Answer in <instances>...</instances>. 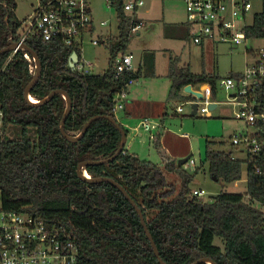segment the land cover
<instances>
[{
  "label": "trees",
  "instance_id": "trees-1",
  "mask_svg": "<svg viewBox=\"0 0 264 264\" xmlns=\"http://www.w3.org/2000/svg\"><path fill=\"white\" fill-rule=\"evenodd\" d=\"M111 5L117 11L118 35L114 39L105 37L111 57L103 74L72 70L69 58L73 50L60 40L43 41L33 33L26 40L42 63L41 76L30 93L38 100L55 89L69 94L73 106L65 131L72 136L78 135L95 115L118 120L114 98L130 79L157 77L154 52L143 54L135 72L117 75L113 61L120 53L128 52L133 35L122 0H114ZM15 8L16 0H0V50L10 44L11 37L18 41L24 32ZM181 24L189 36L187 23ZM246 31L251 38H264V10L255 12ZM26 53L19 50L13 55H0L5 128L21 131L20 137L0 138L2 209L28 211L50 224L66 227L79 248L77 264H160L136 209L123 193L108 182H88L77 174L81 162L113 156L121 144V132L110 120L100 118L78 141L65 139L60 130L66 110L64 96L56 94L40 105H31L24 98L34 77ZM168 77V100H183L181 91L189 84H209L215 96L221 80L205 71L194 73L190 65L180 66L179 58L173 57ZM258 128L260 151L247 152L246 159L216 148L224 142H206L204 162L217 181L237 180L243 165H247L245 194L222 192L211 202L195 195L189 187L194 177L163 150L159 135L153 141L163 166L140 158L125 145L109 163L88 165L86 170L91 177L112 178L128 191L141 208L166 264H192L203 257L217 264H264V122ZM173 173L182 178V188L169 198L176 191L167 179ZM216 239L222 240L223 248L215 243Z\"/></svg>",
  "mask_w": 264,
  "mask_h": 264
},
{
  "label": "built area",
  "instance_id": "built-area-1",
  "mask_svg": "<svg viewBox=\"0 0 264 264\" xmlns=\"http://www.w3.org/2000/svg\"><path fill=\"white\" fill-rule=\"evenodd\" d=\"M110 5L114 0H106ZM124 11L130 16L132 35L139 34L145 26L138 17L144 6V0H122ZM187 8L186 23L193 42L202 45L206 40L245 44L251 39L248 36L246 23L253 9L252 0H184ZM106 25V21L101 22ZM38 35L43 41L60 40L78 54L75 69L81 73H93L95 63L83 56V44L88 41L99 44L97 23L92 15L90 0H36V6L28 17L26 29L18 42H25L28 35ZM14 41L13 38H10ZM18 49L12 52V55ZM249 51V50H248ZM72 52V53H73ZM255 55L252 64L243 73L228 76L218 82L228 94L227 103L236 107L235 119L246 125L243 132L232 135L231 145L240 151L258 153L261 148L258 125L264 122V46L250 50ZM11 55V57H12ZM30 62V72L35 74L34 58L24 54ZM135 55L131 52L120 53L113 61L117 75L136 71ZM130 79L115 95L113 110L116 114L131 102L130 90L137 83ZM185 88V87H184ZM182 89L184 102L190 105L192 115L209 116L216 101L213 88L209 84L192 85L195 92L202 97ZM197 110L193 114V105ZM215 107V108H216ZM177 113L184 112V104L176 107ZM142 126L146 130L159 127L144 120ZM252 129V130H251ZM155 136V135H154ZM154 136H151L153 139ZM0 138H12L5 128V111L0 102ZM197 196H203V190H194ZM79 248L71 231L64 226L50 224L40 216L28 211H5L0 208V264H77Z\"/></svg>",
  "mask_w": 264,
  "mask_h": 264
},
{
  "label": "rangeland",
  "instance_id": "rangeland-1",
  "mask_svg": "<svg viewBox=\"0 0 264 264\" xmlns=\"http://www.w3.org/2000/svg\"><path fill=\"white\" fill-rule=\"evenodd\" d=\"M144 1L145 4L140 8L139 13L144 14L145 26L139 34L132 36L128 43L127 51L135 55L137 63H139L140 59H143L145 52H154L155 54V70L158 76L155 78L141 77L139 82L140 84L142 83V86H139L138 92L141 94V99L143 97L147 99L150 95L159 98L160 100H157V102H160L158 103L160 105L161 103L170 102V105L168 103L169 115L162 125L160 119L150 116L151 119L154 118L155 121L153 122H159V125L165 129V140L162 143L163 150L174 157L187 150L190 151L188 156L191 157L182 167L187 174L194 177L189 184L191 191L196 189L203 190L204 195L200 196V198L204 201L211 202L222 192L245 194L247 191V165H243L241 175L237 180L225 182L214 179L209 173L208 164L204 162L207 140H214L218 143L224 142L222 145L218 144L216 148L231 152L234 158H247L246 151H240L233 147L230 142V137L235 133L245 131L246 125L234 118L233 113L236 111V107L227 103L229 93L224 87L218 85L216 100L220 104L212 110V115L192 116L190 105L185 103L184 99L168 100L171 86V80L168 77L169 60L170 57L179 58L180 66L190 65L194 73L199 74L205 71L218 75L222 80L231 74L243 73L255 59V55L250 53V50H257L263 47L264 38H251L245 44L240 45L211 40H206L204 42L205 46L198 45L193 42L190 33L188 36L187 28L181 24L187 20V8L184 0ZM252 3L254 6L246 21L249 25L253 23L255 12L263 11L264 8V0H254V2L252 0ZM35 6L36 0H16L15 13L25 29L28 17L32 14ZM90 7L99 31L96 34L101 37L102 33L105 34V37L108 35L114 39L118 35L115 6L110 5L106 0H90ZM102 21H106L107 24L102 25ZM176 22L181 25L177 26ZM83 56L95 63L94 74H103L110 65L111 54L108 40L101 37L99 44H92L86 41L83 44ZM154 104H157L155 100ZM181 104H184V113L174 114L176 107ZM137 109L140 112L155 110L152 105L146 104L143 108L139 106ZM122 111L117 113V117L119 122H123L129 131L128 147L130 152L136 153L142 159L150 160L154 163L159 162L162 165L160 152L156 149L151 138L156 132L150 134L144 130L143 126H139L141 120L139 117L128 118L124 121L122 119ZM209 120L211 122L208 124ZM9 133L12 137H20L21 131H15L13 127ZM31 134L33 135V131ZM183 134L187 138H184ZM176 161L178 163V157ZM167 179L176 189L174 194L169 197L173 198L182 188V178L179 174L173 173L168 174ZM151 213L150 211L149 216H151ZM215 243L223 248L222 240L216 239Z\"/></svg>",
  "mask_w": 264,
  "mask_h": 264
},
{
  "label": "water",
  "instance_id": "water-1",
  "mask_svg": "<svg viewBox=\"0 0 264 264\" xmlns=\"http://www.w3.org/2000/svg\"><path fill=\"white\" fill-rule=\"evenodd\" d=\"M18 49L26 50L29 54H31L32 57L34 58L35 64H36V72L34 74V77L24 91V98H25L26 102H28L31 105H40V104H44V103L48 102L49 100H51V98L56 94H62L64 96V98L66 100V110L64 112V116H63V119H62V122L60 125V130H61V133L65 139L72 141V142L78 141L85 134V132L87 131L90 124L92 122H94L95 120L100 119V118H106V119L110 120L119 129V131L122 134V141H121V144H120L117 152L113 156L105 158V159L87 160V161L81 162L77 167V174H78L79 178H81L85 181H88V182H92V183L108 182V183L112 184L113 186L117 187L123 193V195L130 201V203L136 209V211H137V213L141 219V223L144 227L145 233H146V235H147V237L151 243V246H152L154 253H155L156 257L158 258L160 264H166L160 256L159 249H158L157 244H156V242H155V240H154V238H153V236H152V234H151V232L147 226V223H146V220H145V217H144V214H143L141 208L136 203V201L131 197V195L128 193V191L121 184H119L117 181H115L114 179L109 178V177H91L86 170V167L88 165L109 163L114 158H116L119 153H121L123 151L125 143L127 141V132L125 131V129L123 128L121 123L117 119H115L113 116H107V115L99 114V115H95L94 117H92L84 125L83 129L81 130V132L78 135L72 136V135L67 134V132L65 131V122H66V119L68 118L69 113H70L72 106H73V102H72L71 97L69 96V94L65 90L55 89L49 95H47L45 98L38 101V103H32L29 99V97L31 96L30 91H31L32 87L35 86V84L38 82V80L41 76L42 63H41V60H40L38 54L35 52V50H33L25 42L11 41L7 47L0 50V55L3 53H6V52H13V51L18 50ZM78 58L79 57H78V54L76 52H73L71 54V56L69 58V66L72 68V70L75 69V64H76ZM184 89L186 92L195 94L198 98L202 97L200 92L193 91L191 84L185 86ZM215 107H216V104L210 105V109H215ZM193 108H194L193 114H195V112L197 110V104H194ZM190 157L191 156L179 159L177 165L183 166V164H185L190 159ZM214 179H216V177H214ZM208 262H210L211 264H217L215 261H213L209 257L200 258L192 264H202V263L208 264Z\"/></svg>",
  "mask_w": 264,
  "mask_h": 264
},
{
  "label": "crops",
  "instance_id": "crops-1",
  "mask_svg": "<svg viewBox=\"0 0 264 264\" xmlns=\"http://www.w3.org/2000/svg\"><path fill=\"white\" fill-rule=\"evenodd\" d=\"M253 2H254V0H253ZM253 4V3H252ZM264 4V3H263ZM254 6V5H253ZM263 10H264V8H263ZM91 11H92V9H91ZM138 17H139V19L140 20H142V21H145L144 20V14L143 13H139L138 12ZM145 23V22H144ZM177 24H178V22H176ZM182 23H185L184 21L182 22ZM202 46H205V43H203L202 44ZM142 63V59H140L139 60V63H137L136 61H135V66H136V68H138L139 67V65ZM168 72H169V70H168ZM156 74H157V72H156ZM157 76H158V74H157ZM139 82V79H138V81H137V85H135V86H133V88L130 90V99H131V102H129L128 104H127V106H126V108L122 111V119L125 121L126 119H130V118H132V117H139L141 120H140V125L139 126H142V122L144 121V120H148V121H150L151 122V124L152 125H159L160 123L159 122H153V121H155L154 120V118L153 119H151L150 118V116H152V117H157L158 119H160V121H161V125L165 122V120H166V118L168 117V115H169V106H168V103H169V105H170V102H168V103H165V104H162L161 103V105L160 104H158V103H160V102H157V100H160L159 98H156V97H152V95H150L149 96V98H147V99H145L144 97L141 99L140 98V96H141V94H139V86H142L141 84H140V82ZM147 82V81H146ZM146 82H143V83H146ZM143 86H144V84H143ZM145 89H146V87H145ZM169 94V93H168ZM181 95H182V97H184L183 96V94L181 93ZM217 95H218V91L216 92V95H215V99L217 98ZM154 100H155V103H157V104H154ZM170 101V100H169ZM171 101H175V100H171ZM217 101V100H216ZM172 103V102H171ZM145 104L146 105H152L154 108H155V110L154 111H150V112H140L137 108L139 107V106H141L142 108L145 106ZM154 104V105H153ZM218 107V106H217ZM216 107V108H217ZM175 108V107H174ZM174 114H177V112H176V109L174 110V112H173ZM184 113V112H183ZM211 115H212V112L210 113ZM192 115V114H191ZM193 116V115H192ZM211 118V117H210ZM119 121V120H118ZM211 122V120H209L208 121V124ZM123 126H124V128H126V126L123 124V122H120ZM161 125H159V127L157 126V128H155V129H151V130H146V129H144L145 131H147V132H149L150 134H152L153 132H156L155 133V135H159L160 136V140H161V142L163 143L164 142V140H165V129L164 128H162L161 127ZM161 127V128H160ZM159 128V129H158ZM126 130H127V128H126ZM154 130H156V131H154ZM129 131H128V133H127V141H126V143H125V145H126V148L129 150V147H128V137H129ZM184 138H187V136H185V134H183L182 135ZM232 137V136H231ZM230 137V138H231ZM214 139V138H213ZM163 145V144H162ZM130 151V150H129ZM189 150H187L186 152H182L181 154H179L177 157H178V159H181V158H184V157H186V156H188L189 155ZM168 154L171 156V154L168 152ZM174 159H176L177 157H174V156H172ZM158 164H159V162H158Z\"/></svg>",
  "mask_w": 264,
  "mask_h": 264
},
{
  "label": "bare ground",
  "instance_id": "bare-ground-1",
  "mask_svg": "<svg viewBox=\"0 0 264 264\" xmlns=\"http://www.w3.org/2000/svg\"><path fill=\"white\" fill-rule=\"evenodd\" d=\"M29 99H30V101H31L32 103H38V101H40V100L36 99L35 97H33L32 95L29 97ZM208 264H211V263L208 262Z\"/></svg>",
  "mask_w": 264,
  "mask_h": 264
}]
</instances>
